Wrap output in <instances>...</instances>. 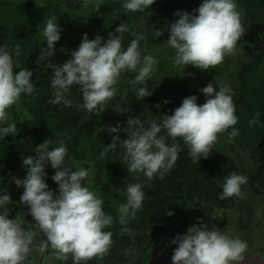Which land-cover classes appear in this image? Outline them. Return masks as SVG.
<instances>
[{"label": "flooded vegetation", "instance_id": "1", "mask_svg": "<svg viewBox=\"0 0 264 264\" xmlns=\"http://www.w3.org/2000/svg\"><path fill=\"white\" fill-rule=\"evenodd\" d=\"M201 2L155 0L148 10L130 12L123 8V0H0L3 26L6 23L3 17L10 6L19 8L22 11L19 18L29 23L28 31L16 35L20 54L14 55L13 60L19 65L15 71L22 68L34 73L35 91L21 94L17 104L7 110L10 119L0 124V128L17 124L15 136H0V195L12 197L5 205L9 218L20 220L26 231L34 233L24 264H73L71 253L67 259L59 258L46 236L33 225L27 205L20 202L23 188L12 180V177L24 178L23 157L34 156L36 146L45 139L49 140L50 148L59 146L61 141L65 144L66 166L89 170L85 186L102 198L103 210L113 217V224L104 229L112 233L109 250L81 264H172L176 247L172 239L198 223L209 229L216 227L232 238L250 227L253 230L258 227L254 248H249L247 243L240 264H264V234L260 230L264 228V221L261 223L264 218V210L261 213L264 209V0H235L244 34L234 52L226 55L222 63L208 70L191 65L176 66L175 52L167 43L168 26L178 19L174 15L177 10L192 13ZM52 16L63 29L61 39L56 44L55 55L38 63L40 49L46 47L43 28ZM120 24L127 28L121 34L124 49L131 39L143 36L139 50L142 55L155 58L151 81L135 85L133 73H121L114 86L116 95L99 114L81 107L82 92L76 85L67 93L71 106L52 105L50 79L54 69L48 64L59 65L70 59L71 51L78 48L84 33L89 39L99 34L106 40L108 33ZM158 32L162 35L157 36ZM4 44L13 51L17 45L14 40H6ZM209 82L232 89L238 118L233 127L239 134L229 138L231 128L219 133L209 156L197 164L183 140L173 141L162 129L159 135L165 138V143L179 145L172 169L163 177L155 175L151 180L142 173L129 172L127 163L123 162V148L119 144L110 145L116 133L110 135L108 126L119 122L121 127H126L128 118L145 121V126L152 121L159 122L163 114H171L190 95H196L197 103L203 104L205 96L199 89ZM141 86L152 89L153 94L140 99L137 92ZM165 99L168 103L163 102ZM158 102L159 108L155 106ZM257 114L259 124L250 127L249 121ZM119 135L121 139L126 138L123 131ZM45 171L46 183L58 194V186L51 179L55 170L49 164ZM233 172L246 176L247 183L241 186L240 196L221 199L222 183ZM136 183L142 185L145 193L142 207L122 225L118 209L126 203V187ZM238 238L248 242L242 236Z\"/></svg>", "mask_w": 264, "mask_h": 264}, {"label": "clouds", "instance_id": "2", "mask_svg": "<svg viewBox=\"0 0 264 264\" xmlns=\"http://www.w3.org/2000/svg\"><path fill=\"white\" fill-rule=\"evenodd\" d=\"M154 3L155 0H123V8L130 12L145 11ZM174 15L178 19L168 26L167 43L175 52L173 63L176 66L191 65L200 70L214 68L234 52L244 34L235 0H202L192 13L177 10ZM62 31L54 16L47 19L42 32L46 47L40 49L38 63L55 55ZM126 31L127 28L120 24L114 32L108 33L106 40L99 34L89 39L84 33L78 48L71 51L70 59L59 65L49 63L48 67L54 69L50 79L54 98L50 103L71 106L67 93L76 85L82 92L81 107L99 114L116 95L114 86L121 73H133L135 85L151 81L156 60L151 55H142L139 50L143 36L131 39L124 49L121 34ZM160 35L162 32L157 33ZM19 49V44L14 51L0 45V124L10 119L7 110L17 104L21 94L35 91L33 71L22 68L15 71L19 65L14 63L13 56L20 54ZM199 91L205 96L203 104L197 103L196 95L187 96L171 114H163L159 122L152 121L145 126V121L128 118L126 127H121L119 122L108 126L110 135L116 133L110 145L119 144L123 148V162L127 163L129 172L142 173L151 180L155 175L163 177L172 169L179 145L165 143V138L159 135L162 129L173 141L182 139L197 164L201 158L209 156L219 133L231 128L229 138L239 134L233 127L238 118L232 89L209 82ZM152 94V89L146 86L139 87L137 92L140 99ZM163 102L168 103L167 99ZM155 106L159 108L160 103ZM256 124H259L258 114L249 121L250 127ZM16 125L11 123L0 128V136H15L18 133ZM121 131L126 133V138L121 139ZM49 144L45 139L36 146L34 156L23 157L26 175L23 179L12 177V180L17 187L23 188L20 202L27 205L33 225L46 236L59 258L67 259L71 253L73 264H81L109 250L112 233L104 229L113 224V217L103 210L102 198L85 186L89 170L83 167L73 170L65 165L68 149L62 141L57 147L50 148ZM104 154L102 152L101 157ZM49 164L55 170L51 179L58 186V194L46 183L45 166ZM246 183V176L231 173L222 183L220 198L240 196L241 186ZM125 191L126 203L118 209L122 225L135 217L145 197L139 183L128 185ZM11 199L9 194L0 195V264H24L34 233L26 231L20 220L9 218L5 205ZM171 243L176 245L172 264H240L247 249L246 241L232 238L216 227L209 229L203 223L188 227L185 234H178Z\"/></svg>", "mask_w": 264, "mask_h": 264}, {"label": "trees", "instance_id": "3", "mask_svg": "<svg viewBox=\"0 0 264 264\" xmlns=\"http://www.w3.org/2000/svg\"><path fill=\"white\" fill-rule=\"evenodd\" d=\"M5 15L3 17L4 21L6 18V23L4 24V26L3 22H0V45L5 46L4 43L6 40H9L10 42L14 40L16 41V44H19L16 35L18 32L28 31L29 23L26 20L19 18L20 16H22V11L19 8H13L12 6H10Z\"/></svg>", "mask_w": 264, "mask_h": 264}, {"label": "rangeland", "instance_id": "4", "mask_svg": "<svg viewBox=\"0 0 264 264\" xmlns=\"http://www.w3.org/2000/svg\"><path fill=\"white\" fill-rule=\"evenodd\" d=\"M224 136V135H223ZM183 206H184V204H183ZM263 210L264 209H261V213L263 214ZM262 216V215H261ZM261 220V219H260ZM262 221H264V218L261 220V223H262ZM177 222H179V221H177ZM180 223V222H179ZM257 229H258V227H256V229L255 230H253V228L252 227H250V229L249 230H247L246 232H244V231H242L243 233L242 234H236V238H238V235L239 236H242V237H244V238H246L247 239V243H248V245H250L249 246V248H254V244H253V242H254V240H255V238H256V235H257ZM261 234H264V228H262L261 227ZM236 233V232H235ZM232 236L234 237V235L232 234ZM251 244H253V245H251Z\"/></svg>", "mask_w": 264, "mask_h": 264}, {"label": "water", "instance_id": "5", "mask_svg": "<svg viewBox=\"0 0 264 264\" xmlns=\"http://www.w3.org/2000/svg\"><path fill=\"white\" fill-rule=\"evenodd\" d=\"M154 264H157V263H154Z\"/></svg>", "mask_w": 264, "mask_h": 264}]
</instances>
